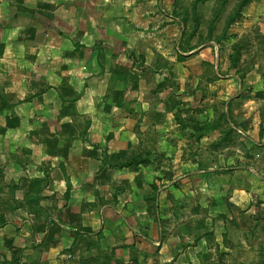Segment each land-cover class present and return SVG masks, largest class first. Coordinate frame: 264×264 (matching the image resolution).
Returning a JSON list of instances; mask_svg holds the SVG:
<instances>
[{"label": "crops", "instance_id": "crops-1", "mask_svg": "<svg viewBox=\"0 0 264 264\" xmlns=\"http://www.w3.org/2000/svg\"><path fill=\"white\" fill-rule=\"evenodd\" d=\"M180 3L0 0V259L264 264V0L185 59Z\"/></svg>", "mask_w": 264, "mask_h": 264}, {"label": "rangeland", "instance_id": "rangeland-1", "mask_svg": "<svg viewBox=\"0 0 264 264\" xmlns=\"http://www.w3.org/2000/svg\"><path fill=\"white\" fill-rule=\"evenodd\" d=\"M205 1L206 0H181V3L179 4V9L181 10L182 14L181 25L183 28L185 27V32H183L182 41L179 45V50L183 52L181 55L183 59L188 56L186 53L193 51L194 49H198L199 47L203 48L211 41H216L219 43L222 38H225V36H223L221 33L223 31L224 25L227 22V19L233 13L236 3L239 0H229L227 5L223 4L222 0H216L215 3ZM236 53L238 54V50ZM232 63L235 66L237 61L235 60ZM167 75H170L169 71H167ZM27 135L28 134H26L25 139L23 140V144H27L29 141V135ZM213 167L214 169L216 168V166ZM27 174H29L28 169ZM44 182L45 180L43 179L30 181L29 184L26 185V189L24 190L25 192H23L20 197L21 201H25L26 204L36 203L35 201H38L40 198H42V196L33 195L31 197L28 195L27 191H35L38 189L40 191L44 185ZM7 199L9 198L7 197ZM10 250H12L10 251L12 256H10V258L5 257L0 259V264H24L28 262V255L23 252L19 253L16 249ZM14 253L16 256H14ZM247 262L249 264H253L254 261L249 260Z\"/></svg>", "mask_w": 264, "mask_h": 264}, {"label": "trees", "instance_id": "trees-1", "mask_svg": "<svg viewBox=\"0 0 264 264\" xmlns=\"http://www.w3.org/2000/svg\"><path fill=\"white\" fill-rule=\"evenodd\" d=\"M247 1H248V0H240V1L237 3V5H236V7H235V9H234V11H233V13H232V14L230 15V17L227 19L226 25L231 24L233 21H235V20L239 17V15H240V10H241V8L247 3ZM225 2H227V0H222V3H223V4H225Z\"/></svg>", "mask_w": 264, "mask_h": 264}]
</instances>
